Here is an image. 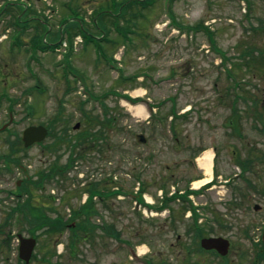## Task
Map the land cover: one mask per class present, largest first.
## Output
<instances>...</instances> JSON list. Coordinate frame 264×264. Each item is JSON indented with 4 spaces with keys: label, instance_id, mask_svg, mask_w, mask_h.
Wrapping results in <instances>:
<instances>
[{
    "label": "rangeland",
    "instance_id": "374dc122",
    "mask_svg": "<svg viewBox=\"0 0 264 264\" xmlns=\"http://www.w3.org/2000/svg\"><path fill=\"white\" fill-rule=\"evenodd\" d=\"M118 1L125 0H30L31 7H25L22 0L10 2L21 5L22 20L33 16L32 8L37 14L49 15L42 16L44 24L23 21L29 28L19 37L26 41L34 35L33 25L45 26L37 46L39 42H54L58 26L65 20L77 18L85 23L89 29H84L85 42L80 44V38L74 36L76 47H71L67 64L64 49L35 52L34 60L23 47L15 46L11 53L10 35L17 32L12 25L15 16L9 11L13 6H4L0 35L4 31L10 34L6 40L0 38V80L13 110L10 131L16 134L1 138L4 151L10 139L5 136L17 137L28 124L52 119L48 127L53 133L28 149H21V143L14 140L13 147L19 152L9 156L22 162L24 170L15 166L12 172L0 175L4 213L14 202L5 191L13 189L17 179L21 188L34 194L33 205L50 219L60 215L68 224L73 223L74 211H81L73 215L78 221L85 216L87 208L81 204L87 187H98L101 192L106 188V197L91 200L94 207L89 211L98 214L91 215L90 221L94 225L104 221L112 224L120 231L121 241L95 231L71 252L68 229L54 236L46 224L32 228L24 218L21 226L10 220L4 227L2 264H16L12 253L15 240L8 236L13 229L39 237L35 256L28 264H146V259L158 264H216L219 258L213 254L187 249L194 246L193 236L185 232L191 222L187 211L181 213L180 207L173 218L168 208L148 209L135 205L130 194L119 197L111 191L114 186L127 192L136 190L134 179L139 175L146 185L144 200L159 205L160 185L168 192L195 191L208 182L195 186V179L213 178V169L218 173L215 183L189 198L202 206L199 221L209 222L211 235L229 239V264H251L264 228V54L259 50L264 47V0H156L153 6L131 9L124 26L139 30L128 36L113 30L117 20L103 24L106 16L94 18L91 24L92 11L101 6L115 16L113 2ZM2 5L4 0H0ZM136 14L140 17L133 18ZM200 22L211 33L188 30ZM250 44L258 50L247 48ZM70 71L82 79L86 95ZM235 80L240 81L236 90L232 88ZM35 83L41 85L43 93L33 88ZM137 89L141 93H134ZM123 93L128 98L121 96ZM234 93H241V97L234 100ZM137 97L150 104L151 116L134 113L132 106L136 104L148 109L146 103L130 101ZM30 105L33 109L28 115ZM171 109L178 115L188 110L186 118L174 121L177 135L169 127ZM8 112L5 103L4 122ZM107 117L114 119L104 126ZM232 118L237 121L236 130L229 126ZM76 122L80 125L75 129ZM140 133L145 143L137 141L135 135ZM78 135L85 137L80 136L76 143L81 145L73 149ZM207 150L212 152L209 176L198 164V157ZM241 163L246 168L244 178ZM10 164L14 167L15 162ZM48 194L55 200H47ZM171 205L177 207L176 202ZM45 231L48 235L44 237ZM141 250L145 254H139ZM52 251L55 254L48 263L45 258Z\"/></svg>",
    "mask_w": 264,
    "mask_h": 264
},
{
    "label": "trees",
    "instance_id": "16d2710c",
    "mask_svg": "<svg viewBox=\"0 0 264 264\" xmlns=\"http://www.w3.org/2000/svg\"><path fill=\"white\" fill-rule=\"evenodd\" d=\"M155 2H156V0H125V1H118V2L115 3V5H116L115 12L117 13L115 16L108 15L107 13H109V12L104 10V9H102V6H101L100 8H97L96 10L92 11V13H94L93 16H92V20L94 18L97 19L99 16H100L99 19H101V17L106 16L108 18L107 21H102L101 20V22L103 24H107V23H110V22L112 23L114 20H117V22L115 21L116 24H115L114 28L117 29L118 32L121 35L128 36L129 34L133 33L132 31L136 32L135 34H137L138 30H139L138 27H135V29H133L134 27L130 28L129 25H125L124 26V22L127 23V21H128V13L129 12H131V13L133 12L131 10L133 7H137V6L140 5V6H142V8H145V7L149 6V5H154ZM9 11H10V13L12 15L15 16V20L14 21H15L16 24H14V27H15L14 30H17V32L13 33L11 36H16V39L14 40V42L16 44L17 43L19 44L20 40H21V38L19 37L20 33L21 32L24 33V30L29 28V24L23 25L24 22L28 21V19L24 20V22L20 21V19H22V16H23V9L22 8H19L18 10H9ZM14 11H16V12H14ZM135 12H137V9L135 10ZM104 14H106V15H104ZM132 17L136 18V17H140V15L136 14V16L132 15ZM23 18H25V17H23ZM65 23H66V29H67L66 32L69 35V37H72V36H74L76 34H81L85 38L86 34L84 32V29H85V31H87L89 29L86 27L85 23L82 24V20L81 19L78 20L77 18H72L71 21H66ZM132 24L135 25L136 24L135 21H132ZM121 25H123V26H121ZM44 27L45 26L42 23H36L35 25H33L31 27L34 30V35H32V38H31L33 47L34 48H38V49H40L42 51L45 50V48L47 46L46 45H42L43 42H39V46H37V40L39 39V36L41 35V33H43V31H44L43 28ZM200 29H203L204 31H206L208 33H211L208 30V27L202 25V22L194 25L191 28H188V30H200ZM18 30H21V31H18ZM252 31H256V29L252 28ZM118 37H120V36H118ZM251 47L255 48V50H258L254 46V44H250V46L247 47V48H251ZM247 48H245V49H247ZM259 50L264 54V47L263 46H261L259 48ZM262 63L264 64V59H263ZM239 84H240V81L234 82V88L238 89ZM240 91L242 92V90H240ZM234 94H235V95H233V97H234L233 99L234 100H237L238 97H241V93H238V94L234 93ZM29 107H30L31 110L33 109L32 105H30ZM168 114L171 115L172 119H173V120L171 119V121L169 122V127L171 128L172 132L176 133L175 135H177L178 132H176V127H175V122L174 121H175L176 118H181V117L186 118V115L188 113H184L185 115H178L176 111L171 109ZM236 115H237V113L234 115V117ZM233 118L231 120V125H229L230 122H227V123H228V125L230 127H232V129L236 130L237 129V121H234ZM112 119H114V117H112V118H108V117L104 118L103 121H105V122H104L103 125L104 126L108 125V123H110L112 121ZM88 121L89 120H86V122H88ZM80 136L85 137L84 135H78L77 137H75L74 138L75 139V143L73 145H71L73 147V149H75V147L77 145H81V144L76 143V140ZM176 140H178V139H176ZM7 162L8 163L15 162L16 164L19 163L18 160L14 159V158H12L10 156L8 157ZM242 164H244V163L240 164L243 167ZM138 179H140V178H138V177L135 178V180H138ZM145 187H146L145 181H140L139 190L137 191V194L135 196V198L138 200V202H140L142 204H144V202H143V199H142L141 195L145 191ZM160 187H162L164 189L166 188L164 185H160ZM104 189L107 192H105V191L101 192V190L98 189V187H95V189L94 188H90V187L86 188V191L89 193V199L85 203L81 204V207L83 209L87 208L86 209L87 212L85 213V216L80 218V221H78V218L73 217V215L74 214L78 215L81 211L80 210L79 211H74L73 214H72V219H71V222H73L72 224H68L67 221H63L64 219L60 215H58L54 219H50L44 213V211L42 209H38L39 207H36L35 205H33L32 202L30 201V199H27L24 203L18 202V206L16 207L15 211H18L19 213H21L23 215L22 217L27 220V223L29 225L33 224L32 228H34V226L37 225V224H40L41 226H43L45 224L50 226L51 230L48 231V233H50V232L54 233V236H60L61 234H63L68 229L70 234L68 235V238H67L68 240L67 241L70 244L69 248H70L71 252H74V250L76 249V246H78V243L80 242V240H84L86 238H92L93 237L92 233H95V231H99L100 234H103L105 236L110 235V236L116 238L117 240L121 241L120 231L114 229V226L112 224L107 223L106 221H104L102 224L94 225L90 221V216L91 215L98 214L96 212V210L95 211L94 210L93 211H89L91 208L94 207V205H93L94 203L91 201V197L94 194L99 195L100 198L101 197L103 198L104 196L106 197L108 195V190L106 188H104ZM26 190L27 189H25V191ZM194 192H196V191L185 190L183 193H179V189H177L171 195H167L168 191L165 189L163 199L161 200L160 205L157 206V207H158V209L159 208H164V207L169 208L171 210V217H173V218L175 217V216H173L174 212L178 211L180 207H181L180 209L182 210L181 213H184L187 209L191 208L193 210V215H192V218H191L192 221L186 226L185 232H187L189 235L193 236L194 246L193 247L187 246V249L189 251H192V250L201 251V249H199V246H198V239L200 237H202V236L210 235L211 233H213V231L211 229L207 228L208 225H207L206 222L198 224L197 221H196L197 213L195 212V207L193 206V204H191V202L187 198V196L190 193H194ZM178 198L181 199V202L178 203L177 207H175V209H174V207L171 204H172V202H175ZM34 208L36 210H33ZM206 208L208 209V207H206ZM26 212L31 213V215L28 216ZM42 213H44L45 216ZM47 218H49L50 220L45 223ZM217 218L218 217H216V215H215V219H217ZM48 233H47V231H45L44 232L45 236H47ZM196 263H198V262H196ZM149 264H152V263L149 262ZM154 264H158V263L155 262ZM218 264H229V263L227 262V260L225 258H223L221 261L218 262Z\"/></svg>",
    "mask_w": 264,
    "mask_h": 264
},
{
    "label": "flooded vegetation",
    "instance_id": "af4514ba",
    "mask_svg": "<svg viewBox=\"0 0 264 264\" xmlns=\"http://www.w3.org/2000/svg\"><path fill=\"white\" fill-rule=\"evenodd\" d=\"M3 14H4V5H2L0 7V17ZM35 86L38 87L39 85L34 84L33 87H35ZM9 113H10V115H12V112H9ZM28 115H29V113H28ZM8 119H10V116ZM51 120L52 119H49V123H47V122H45V123L44 122H36V123H32V124H36V125L37 124H43L47 130L46 135H48V131H49L48 124L51 123ZM7 121L4 122V81L0 80V143L1 142L3 143L2 149L0 151V175L1 176H4V153L9 151V148H7V146H6V151H4V141H3L4 135H16L15 132H13L12 130L10 131V126H12V121L10 124H8L4 128V124ZM5 129H6V131H5ZM23 129H24V127H23ZM22 130L19 132L18 135H21ZM1 138H3L2 141H1ZM12 138H14V137H12ZM44 139H45V137H44ZM18 144H20L19 141H18ZM40 144H41V141L35 142L32 145L28 146V148H30L34 145H40ZM22 147H23V145L21 146V149H22ZM28 148H25V149H28ZM0 181H2V178H0ZM1 183H3V182H1ZM15 185H17V187H18L20 185V180H17L15 182ZM17 187L16 186L13 187V189H12L14 191L13 194H11L10 192H8V190H6L5 195L11 194L10 197L13 198L14 200H21L23 202L26 201L28 199V196L26 194H22L21 191H19L17 189ZM50 198H51V196H49V199ZM32 201L34 202V194L33 193H32ZM24 236H30V235L25 234ZM38 239H39V237H38ZM3 262H4V187L0 186V264H2Z\"/></svg>",
    "mask_w": 264,
    "mask_h": 264
},
{
    "label": "water",
    "instance_id": "95a60500",
    "mask_svg": "<svg viewBox=\"0 0 264 264\" xmlns=\"http://www.w3.org/2000/svg\"><path fill=\"white\" fill-rule=\"evenodd\" d=\"M76 123L75 127H78ZM46 134L45 128L41 126H29L23 130L22 140L25 145H28L34 141H38L44 137ZM137 140L140 142L145 141L143 134L137 135ZM20 245H19V255L22 259L27 261L30 257L32 249L35 245V240L33 238H24L19 235ZM262 242L264 245V231L262 233ZM200 245L205 249H215L218 253L224 255L228 249V240L223 237H206L202 238Z\"/></svg>",
    "mask_w": 264,
    "mask_h": 264
},
{
    "label": "bare ground",
    "instance_id": "6f19581e",
    "mask_svg": "<svg viewBox=\"0 0 264 264\" xmlns=\"http://www.w3.org/2000/svg\"><path fill=\"white\" fill-rule=\"evenodd\" d=\"M134 93H141L140 89H137L134 91ZM134 110V113L141 114L143 113L142 107L140 105H136L132 108ZM211 160H212V152L210 150H207L202 153L200 157H198V164L201 169H203V172L205 175H208L211 173ZM210 177H205L203 179H198L193 182L195 186L200 185L202 182L208 181ZM143 252V250H141Z\"/></svg>",
    "mask_w": 264,
    "mask_h": 264
}]
</instances>
